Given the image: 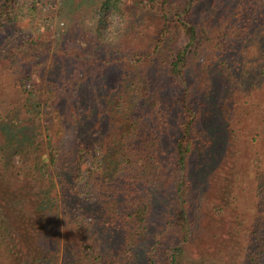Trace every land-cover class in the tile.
Listing matches in <instances>:
<instances>
[{"label": "trees", "instance_id": "trees-1", "mask_svg": "<svg viewBox=\"0 0 264 264\" xmlns=\"http://www.w3.org/2000/svg\"><path fill=\"white\" fill-rule=\"evenodd\" d=\"M102 1L96 32L106 31L115 17L122 45L157 23L146 52L127 48L131 57L121 73L126 88L106 98L97 90L88 101L82 93L91 85L86 76L68 90L53 88L52 77L59 74L44 75V67L55 65L49 58L30 71L19 59V71L0 66V264H134L141 245V264H191V162L202 138L187 83L213 27L197 20L199 0ZM16 8L14 0L0 1V36L20 24ZM31 13L39 14L36 3ZM235 16L240 37L235 21L231 29L240 39V63L224 58L227 66L240 67L243 89L264 76V0H240ZM218 36L228 38L226 30ZM243 46L256 50L258 61L250 62ZM128 71L136 75L130 79ZM66 93L76 99L73 112L61 110ZM102 101L99 120L92 122L91 111ZM252 123L253 129L240 128V171L223 193L240 247L230 260L219 251L202 264H264V116ZM103 124L108 130L100 139ZM161 182L172 186L175 202L165 226L155 228L161 231L153 244L146 245Z\"/></svg>", "mask_w": 264, "mask_h": 264}, {"label": "rangeland", "instance_id": "rangeland-1", "mask_svg": "<svg viewBox=\"0 0 264 264\" xmlns=\"http://www.w3.org/2000/svg\"><path fill=\"white\" fill-rule=\"evenodd\" d=\"M14 2L17 3L16 10L21 22L16 26L7 27L4 35L0 36V66L19 71L17 64L20 63L24 70L30 71L35 70L37 62L49 58L48 62L54 60L55 65L44 67L45 76L50 73L57 72L60 75V72H68L60 75L61 77H52L53 88L61 90L62 86L68 90L76 80L86 76L87 83L91 85L86 88V93H82L86 94V99L89 97L88 101L92 100L97 90L102 89L98 93L106 98L109 92L126 88L122 84L121 73L127 72L124 65L126 59L131 57L127 48L131 46L130 50L134 48L146 52L150 48L151 36L157 26V23L153 22L142 38L130 40L128 45H122L116 28L120 23L115 17L109 19L110 25L106 31L96 32L99 25L97 9L101 7L102 0ZM34 3L39 8V14L31 13V5ZM260 9L263 10L262 7ZM238 12L240 0H199L196 8L197 20L203 25L213 27L214 35L207 49L193 63L187 83L190 103L198 118L197 134L202 138L198 141L199 145L191 162L194 185L190 200L193 218V232L189 243L191 264H202L208 256L214 257L219 251L226 260H230V253L240 247L239 244H234L235 237H239L233 233V217L231 212H226L223 193L224 186L235 179V171H240V168L236 169L240 160V128L253 129L254 118L262 120L264 116V76L251 80V85L242 89L240 67L237 70L235 65L229 67L225 63L224 56L233 59L238 57L240 63V19L235 16ZM234 21V26L239 29L237 38L233 28L231 29ZM258 23L262 24L261 21ZM78 25L82 27L77 30ZM85 29L94 35H88ZM221 30H226L227 39H219L218 32ZM253 37L258 41L262 40L256 34ZM31 40L36 44L32 45ZM243 47L247 48V59L250 62L258 61L256 50L250 46ZM220 49H224V52ZM38 57L42 59L37 60ZM16 59L20 62L15 64ZM128 73L131 75L130 79L136 75L130 71ZM27 88H30V84ZM251 89L252 93L247 94ZM61 101V110L68 113L75 111L76 99H72L70 93H66ZM102 102L96 104L95 109L91 111L92 122L99 120V112L105 107L104 101ZM248 111H251L250 116L243 114ZM107 114L114 116L110 109ZM107 130L103 124L102 134L97 133V137L105 139ZM175 132L170 133L167 138V146L171 144ZM244 135L246 136V133ZM174 202L172 186L169 182H161L154 197L155 207L146 240L143 238L142 243L153 244L152 238L161 231L156 233L155 228L165 226L164 222L168 221ZM223 208L224 214L221 212ZM144 249L141 245V252L137 254L134 264L143 262L141 253H144Z\"/></svg>", "mask_w": 264, "mask_h": 264}]
</instances>
